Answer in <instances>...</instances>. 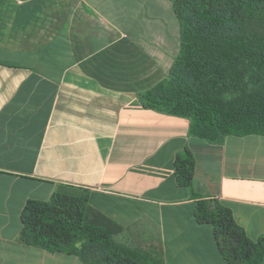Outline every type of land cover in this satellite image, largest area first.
<instances>
[{"label":"crops","instance_id":"0c3cea01","mask_svg":"<svg viewBox=\"0 0 264 264\" xmlns=\"http://www.w3.org/2000/svg\"><path fill=\"white\" fill-rule=\"evenodd\" d=\"M179 50L170 0H0V264H84L21 241L26 202L60 186L88 189L122 241L161 244L165 264H228L177 183L187 147L194 190L264 233V135L211 143L140 102Z\"/></svg>","mask_w":264,"mask_h":264},{"label":"trees","instance_id":"16d2710c","mask_svg":"<svg viewBox=\"0 0 264 264\" xmlns=\"http://www.w3.org/2000/svg\"><path fill=\"white\" fill-rule=\"evenodd\" d=\"M180 50L168 76L140 93L143 107L189 119V133L211 143L264 135V0H170ZM196 159L177 154V183L191 190L200 224L212 225L228 264H264V233L254 241L232 209L193 187ZM21 241L77 256L84 264H165L161 244L120 239L124 227L90 204V191L60 186L48 200L29 199Z\"/></svg>","mask_w":264,"mask_h":264}]
</instances>
